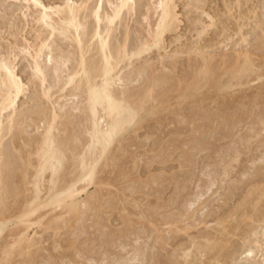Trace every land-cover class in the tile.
Listing matches in <instances>:
<instances>
[{
	"label": "rangeland",
	"instance_id": "obj_1",
	"mask_svg": "<svg viewBox=\"0 0 264 264\" xmlns=\"http://www.w3.org/2000/svg\"><path fill=\"white\" fill-rule=\"evenodd\" d=\"M36 1L37 2H35L34 0H0V64L3 61H8L7 63H10V66L13 69V72H14L16 79H19L21 86H22V89H21L20 93L18 94L17 99H15L16 108L14 106V108H8L6 112L4 110V111H2L3 113L2 112L0 113V117L2 116V118L0 119L1 125L4 126L3 129L6 128V132L4 130L3 131L4 133H2L5 135V136L3 135V139H2L3 142L2 143L6 144L5 145L6 149H8L10 147L14 148V147H16V145H14V144H18L17 148L12 149L13 151L10 149L11 150L10 152L12 154L9 153V155L11 154V156H12V157H10V159L12 158V161H13V156H14V161H15L14 167H15V169H18V170L14 169L15 172L14 171L13 172H14V174L15 173L16 174L15 175L11 174L10 175L11 178H8V181L4 180V183L6 184L7 189H8V193H5L6 194L5 200L6 201H4V204L1 203V205L3 204V205H5V207H2L3 205L2 206L0 205V207H1L0 214H1V212L4 213L3 215L2 214L0 215V264H151V263L156 264L157 261H160V260L162 262H158V264H160V263L161 264H171L170 262L175 263V260L181 261L180 258L182 256V252H179L180 254L178 253V255L174 256L175 255L174 252H176V250L179 248V246H181L182 244H185V243H186L185 245H190V240L192 239V235H193V239L195 237L198 238L200 230H201L200 231L201 233H204V232L207 233L206 229H204L205 226H206L208 232H210L211 230H212L211 232H214L213 229H211V228H213V226H215L214 220H211V221L207 220V222H206L207 225L202 224V223L199 224L203 227L198 225L199 229H197L198 227L192 228V226H191L192 223L190 221L191 219L188 216V213L190 212L189 210L194 207L191 203H193L192 198L194 197L193 194L195 193V191L196 190L198 191V189L200 191L203 187L205 188V186L208 185L206 183H211L214 179L217 178V176L220 172L219 167L221 166L220 165L221 161L214 160L213 162H215L217 164L216 165V164H213V162H211V160H213L215 158L216 159L219 158L221 160V157H225L227 155L226 153H234L232 151H235V149L238 150L239 146L245 147V148L241 147V150L237 151V152L241 151V153L243 155L240 153V156L241 155H242V157L244 156L245 159L243 158L244 160L242 161L241 160L242 158L240 157L241 162H240L239 167L233 168V173L231 175L232 178L230 177V179H232V181L229 178L227 180V183H229L230 181L232 182V183L231 182L229 183L230 185L231 184L233 185V186L231 185L232 190H233V187L235 186L234 190H233V192H232V190H230V191H227L226 189L224 190L225 192H228L226 194H228V195L230 194L229 196H231L233 193V195L231 196L232 198L230 197V199L233 201H236V203H233L231 200H229L228 201L229 204L227 203V205L221 206L222 202L220 201L221 200L220 195H221L222 191L219 190L216 192L217 194L215 193L212 195L211 192L210 193L208 192L206 194V192H204L205 189L203 188L204 191H203V189L201 190V191H203L201 193L202 194V196H201L202 200L205 198H208V196H210V195L212 198L213 197H215V198L213 199V203L211 204V203H209L212 201L211 200L212 198L210 197L211 201L210 200L208 201L209 205L205 206L204 207L205 209L202 208L198 211L197 217H199V218L196 217V219L198 221L202 220L204 218V215L207 214V213L205 214V212H215V213H213V215H216V212H217V214L220 212L219 216L220 215L225 216L232 210V209H230V207L234 208L235 210H237L236 208L238 207V211H236V212H239V211L241 212L242 206H240L241 207L240 208L239 205H240V203H242L243 198L247 194V191H249L251 186H252V184L249 185L247 183V182H249L248 180L250 178H251V180H253V179L254 180H260V177H261V180L264 179L263 178L264 169H262V166H260V165H263V167H264V158H263L264 157L263 156L264 149H262L264 147V140H263L264 134L261 135V138H263L262 139L263 142L259 137L260 134L259 135L257 134V131H259L260 133H264V132H262L264 129L261 131V128L260 127L258 128V126H257L259 124L255 125V123H257V122L259 123V120H262L264 118V116L262 118V115H264V112H263V110H264V107H263L264 106V102H263L264 97L261 96V94H264V92L262 91V90H264V88H263L264 85L262 86V84L264 82V78L263 79L260 78L258 80H255L256 82L252 81L255 83L251 82L250 83L251 88H248V95H249L248 98L251 99V101L254 98V100L258 101V104L254 108H252V113L254 116L252 115V113H251V115L254 117V120H253V121H255V122H253L254 124L253 123H252L253 125L249 124L250 126L246 125L249 127L248 128L249 131L245 126L242 128L243 130L241 129L240 131H238L239 133L244 135V137L243 136L242 137L237 136L236 134H238V132L234 133L237 138L234 137V135L231 136L230 135V134H232L231 132H234V131H232V129L230 130V128L228 127L231 123L227 124V126L226 125L223 126L224 124H222V127H223L222 128L221 123L219 122V120H220L219 119L216 125L221 127L220 130L222 129V131L219 132L218 129L216 128L215 133L217 131L219 132V133L218 132L216 133L217 136H216V134H214L215 137L217 138V140L213 139V138H215L214 136H213V138L210 136H205L202 138L201 136H203V135H201L200 133H199L200 137H198L199 135L196 134L197 135L196 137H198V139H196V137H194L193 133L191 132V122H190L191 117L189 116L192 114L195 107H197V105H198L197 103H200L199 101L202 102V99H205L204 97L207 95V88H206V86H204L205 81L202 80V77H199L200 76L199 71H201V69L204 68V65H203L204 61L205 62L209 61V63L206 62L208 68H209V64H210L212 66L211 68L213 69L212 71L217 73V74L221 71L220 69H221V66H222L221 64H222L223 60H227L229 57L234 56V54L236 57V54L241 52L243 49L247 50L249 52L253 51L254 54H256L255 56H257V57H258V55H260V58L258 57V59L256 58V60H261L263 62L261 57L262 56L264 57V50H262L261 52L259 51L261 54L260 53L257 54V52H258L257 49H259V47H257L256 52L254 50L256 48L255 46H258V44L260 43V42H258V41H260V39L257 41L255 40L256 33L258 35V36L256 35V39H258V37H261V35H262V34H260L261 32L258 33V29H257V27H255V25L257 26L261 22V27L264 28L263 27V25H264V22H263L264 17L263 16L264 15L262 13V12H264L263 11L264 0L263 1L260 0V2H259V0H256V1L255 0H249V1L245 0V2H244V0H241L240 1L241 4H245V5H241L240 7H239L240 2L239 3L236 2L237 0H227V1L226 0H204V1L202 0L203 3L201 0H197L198 3L196 2V0H170L171 2H169V5L172 4L171 5L173 7L172 12H174L173 18L175 17L173 23H176V24H174L175 27L173 26V29H172L174 31L171 30V32L168 31V32L164 33L162 36V41H161L163 43H160L158 48L152 47V49H150L146 53H143L139 57L140 59L142 57H144V59H143L144 61L141 59L142 60V62H141V60L138 57H133L131 59L132 62L134 63L136 61V58H137V62H135L134 64L132 63L135 66L134 69H136L137 72H138V70H139V72H141L140 70L143 68L142 72L144 74L141 72L143 75L140 73V77H139V72L137 73L132 68L133 65L130 64L131 63L130 60H129V62H128V60L121 62L118 65L115 74H112L115 79H116L117 75H120L119 77H121L122 74L124 75V76H122L124 78L121 77L122 78L121 84L119 81L117 82L116 80H115V82H113L114 84H112V89H111V90H113L112 94L114 95L116 93L117 98L122 93H124V95H126L125 93H128L129 95H131V96L126 95L125 97L130 98V100H133V101H129V102L131 104L136 105L137 109H135V112L137 115H136L135 120H138L139 123L134 128L132 126H125L126 127L125 130L122 133H120L118 136L115 137L114 142H112V144L107 149V151L105 153H103L102 155L100 153V149H98L99 151L95 150L94 156L93 155L92 156L86 155L87 160L89 162V163L87 162V165L88 164L89 165L94 164V168H97L94 170V175L92 176L93 179H91L89 181L88 180H82V179L80 180V178H81L80 175L83 173V169L81 170L80 166L78 165L79 159H76L77 158L76 152H77L78 147L80 148V144H81L79 141L82 139L85 140L84 134L86 135L84 128L87 124L86 121L88 120V118H87V115L84 114L85 113V111H84L85 110V102H84L85 101V99H84L85 98V95H84L85 92L83 91L82 86L78 87V88H80V91H77L78 89L75 90L77 87L75 88L74 84L72 86L65 84V82H67L66 80H68V77L71 74L70 71L72 72L73 70H75V68H78V63L80 61V55H79L80 52L78 50V46H77L76 41L74 40L73 35H70V37L68 38L69 40L73 41L71 43L67 38H64L60 34L58 35V33H55V32H59V31L56 30V31L51 33L49 27L47 25H45L43 22H40L39 18L41 19V14L46 9L45 12H48L49 14L48 13L47 14L50 16V18H52V21H51V19L47 20V22H48L47 24L55 25L57 23L58 26H56V25L55 26L57 28H59L60 27L59 25H60L61 14L56 13L54 15L55 9L59 8V10H62L66 4H73L74 6L76 5L75 7H77V5H78L77 8H79V13H81V14L78 13L79 16L77 17V19H79L78 20L79 22L82 21L81 24H83V22H84V24H83L84 30L81 29L82 33L81 32L80 33L83 35L82 36L83 39L89 38V40L87 39V43H86V39H84L85 42L83 41L84 42V51L86 50L88 52V54H87V52L85 51L84 54H87L88 56L84 55V59H85V63L87 62L89 65L90 64L92 65L95 62L100 63V60H101V53H100V50H99L98 45L96 43V38L91 39V34L94 33L96 28L98 31L100 30V32H104L106 27L110 28L109 30L111 31L110 34H111L112 38L109 36L110 38H108V44H112L115 42L114 44H112V45H114V47H111V49H110V50H113V48H114V50L112 51L113 55L115 54V49L125 45V41L127 39H131L132 43H134V45L130 42H129L130 43L129 44L128 43L129 40H127L126 41V47H127L126 50L129 49L128 50L129 52H133V51H135V48H134V47H136L135 45L138 44L139 39L141 37L142 38L140 39L141 40L140 42L145 41V40H143L144 36H145L144 39H146V40L151 39L150 35H153L154 32L156 31L155 28H157L156 26H157V24L159 22V18H160V9L157 7L158 0H132V2H134V3L131 2L132 7H134V8H132L133 11L130 10L131 12L130 11L127 12V10H125L126 8H124L122 10V12L120 13V15H121L120 19L118 18L120 22L116 19L115 20L116 22H114L112 24V26L115 24L114 27H111V26L109 27L108 23H105V22H107L106 17L110 16L112 14L111 11H112L113 6L115 4L118 5L120 0H111V1H108V0H36ZM168 1L169 0H167V2ZM99 2L101 3V5ZM234 2H236V3H234ZM251 2H253V3H251ZM38 3H40V4H38ZM96 3H98L99 5ZM223 3H224V6H223ZM227 3H229L231 9L227 5ZM255 3L256 4L258 3V4L256 5ZM84 4H86V6ZM189 4H193V5L190 6ZM225 5H226V8H225ZM260 5H261V8L263 7L262 10L260 8ZM81 6H83V7H81ZM195 6H198L199 9L198 10L195 9L196 8ZM248 6H250V7H248ZM80 7H81V9H80ZM98 7L101 9V10L99 9V12H100V17L102 16L101 21H100V23L102 25H100V23L97 25L95 22L94 16L90 15V14L93 15L92 12H94L96 9H98ZM201 7H202V9H201ZM85 8L87 10H84ZM210 8H213V9H210ZM228 8L231 11L229 13L232 15H228L229 14L227 12V11H229ZM256 8H258V10L260 11L259 13H261L262 15L257 14L258 10ZM93 9H94V11H93ZM255 9H256V11H254ZM53 10H54V12H53ZM200 10H202V12ZM209 10H210V12H209ZM85 11H86V13H85ZM203 11H204V13H203ZM83 12H84V14H83ZM239 12H242L243 17L240 16L242 14H240ZM236 13H239V15ZM250 13H251V15H250ZM85 14H87L86 17L88 20L84 16ZM88 14L91 18L88 17ZM246 14H248V15H246ZM256 14L259 15V17L261 16L262 18L260 17V19H257L258 16ZM227 15H228V17L229 16L230 17L229 18L227 17V19H226ZM237 15H238V18H240L241 20L237 18ZM244 15L246 17H249V20L250 19H253V20L249 21L248 18H246L247 20L245 19V21H244L243 20L245 18ZM231 16H233V17L231 18ZM234 16H236V17H234ZM254 16H256L255 17L256 20L254 19ZM59 17H60V19H59ZM82 17L86 20H84ZM209 17H210V19H209ZM104 18H106V19H104ZM175 19H176V21H175ZM218 19H220V20H218ZM261 19H263V20L261 21ZM221 20L223 21V24H222ZM259 20H260V22H259ZM256 21H258V22L256 23ZM50 22H52V23H50ZM85 22L88 24L86 25ZM246 22L248 23V25ZM250 22H251V25H250ZM253 22H255L254 25H253ZM93 23H94V25H93ZM89 24L93 25V27L89 26ZM240 24L242 26L244 25L243 26L244 28L243 27L241 28V32L245 33V34L244 33H241V34L244 37L247 36L248 38L247 37L246 38L249 40V41L247 40L249 43L246 42L243 45H241L243 48L240 46V42H239L240 37H237L238 35L241 36V34H238L239 30L237 29L239 26H241ZM95 25H96V28H95ZM87 26L89 28L90 27H92V28L86 29ZM99 26H101V27H99ZM249 26H250V28H249ZM230 27L232 28L231 30H229ZM108 28H106V30ZM85 30H87V31H85ZM89 30H92V31H89ZM195 30H197V31H195ZM253 30L255 33L252 32ZM126 31L128 33H126ZM130 31H131L132 36L129 37ZM112 32H114V33L112 34ZM149 32L150 33L152 32V33L150 34ZM137 33H138V36H136ZM252 33H254L255 35H253ZM142 34H143V36L139 37V35H142ZM259 34H260V36H259ZM113 35H115V36L113 37ZM60 36L63 37L64 39H67L68 41L63 40V38H60ZM149 36H150V38H149ZM116 37H118V38H116ZM126 37H128V38H126ZM146 37H148V38H146ZM252 37H253V39H252ZM236 38H239V40ZM110 39L112 40V43H111ZM117 39H118V41H116ZM135 39H136V41H135ZM92 40H94L93 41L94 43H92ZM90 42H91V45H90ZM117 42H118V44H117ZM127 43L129 45H127ZM252 43L254 45L256 43L257 45H255V46L251 45ZM41 44H46L47 47H45L42 50V53L40 54V57L38 58L39 60H37L39 67L40 68L42 67L41 70L43 72L42 76H40L38 78L36 76L37 74L33 71L34 69H32V68H34L33 67L34 66L33 55H34L35 49H37ZM93 44L95 47L93 46ZM247 44L250 47L247 46ZM130 45L132 48L130 47ZM202 45H203V47H202ZM128 47H130V48H128ZM237 47H239V48L241 47V48L239 49ZM109 48H110V46H109ZM236 48H237V50H236ZM252 48H254V49H252ZM73 49H74V51H73ZM77 51H78V54H77ZM262 52H263V54H262ZM70 53L72 56L70 55ZM92 53H93V55H92ZM96 54H97V56H95ZM224 54H226V55H224ZM254 54H252V57L254 56ZM235 57H232L233 60ZM7 58H8V60H7ZM46 58L48 59V62H47ZM49 58H50V60H49ZM72 58H74L75 60ZM232 58H229L228 60H230V59L232 60ZM253 58L255 59V57H253ZM87 60H89V61H87ZM92 60H94V62ZM215 61H216V63H215ZM72 62L74 64H72ZM90 62H92V63H90ZM161 62H162V64H161ZM168 63H169V65H168ZM61 64H63V65H61ZM121 64L123 65V67L120 66ZM125 65H126L127 69L125 68ZM120 67H121V70H120ZM163 68H164V70H163ZM217 68H219V70ZM69 69H70V71H69ZM56 70H58V72ZM117 70H120V71L117 72ZM133 71H135V72H133ZM209 71L212 72L210 68H209ZM0 73L3 74V71L0 70ZM68 73H70V74H68ZM1 74H0V79H2L3 75H4L3 74L1 76ZM130 74L132 75L131 77H129ZM196 74H197V76H196ZM56 76H58L57 79H56ZM41 77L43 79L45 78V80H43V82L41 81V79H42ZM135 77H136V80H135ZM195 77L197 78V80ZM218 78H219V76H218ZM218 78L215 77L217 83L218 82L220 84L222 82L224 83L222 77H220L221 79L219 78V80H218ZM79 79H80V76L77 78V82ZM125 79H127V80H125ZM194 79L196 80V82L194 81ZM128 80H130V81H128ZM154 80H156L155 83L153 82ZM122 81H125V82H122ZM55 82H56L57 86L55 85ZM116 83L117 84L119 83V84L117 85ZM115 84H116V86H115ZM152 84L153 85L155 84L154 85L155 87L153 86V88H152ZM254 84L255 85L258 84L259 86L261 85L260 89L263 93L260 92V90L258 91L259 88H256ZM41 85L42 86L44 85L43 86L44 88ZM119 85H122V86L126 85V86L122 87ZM182 85L183 86L184 85L190 86L191 91L189 89H188L189 91H187V89L184 88L185 86L183 87ZM199 85H203L204 87L203 86L200 87ZM64 86H65V88H64ZM188 86H186V87L188 88ZM116 87H118V88H116ZM150 87H151L152 92L154 93V95L152 93V98H151L152 101L151 102H149L151 99L150 100L149 99H145V100L143 99L144 94L146 93V91ZM202 87L205 89H203ZM252 87H254L256 89H252ZM81 88H82V90H81ZM44 89L46 91H48L47 92L48 98L45 96L46 92L44 91ZM114 89L117 91H119V90L120 91L117 92ZM184 89L186 92L184 91ZM3 90H5V89L0 87V92H1L0 95L1 96L4 95L5 91H3ZM121 90H122V92H121ZM74 91H76L78 93L75 92V95H74ZM173 91L175 93H172ZM177 91H182V92L176 93ZM249 91L252 94L251 93L249 94ZM255 91H257V92H255ZM79 92L80 93L83 92L84 94L81 93L79 95ZM167 93H169V94L167 95ZM140 95H142V96H140ZM1 96H0V99H1ZM77 96H78V98H77ZM81 96H83V98H81ZM158 96H160V97H158ZM43 97H45V98H43ZM157 97L160 99L157 100ZM261 97H262V99H261ZM46 99H48V100H46ZM78 99L82 103H80ZM155 99L157 100V102L162 101L163 102L162 105L164 107L162 108V105H161V109L158 112H156L155 114L151 115V113H150L151 110H154V106L157 105V103L154 102ZM184 99L185 100L188 99V100L183 102ZM138 100H139V104H138ZM57 101L59 103L60 108L58 106V103H56ZM78 102L80 103V105ZM133 102H135V103H133ZM142 102H144V104H142ZM147 102H149V103H147ZM153 102H154V104H153ZM164 102H166V103H164ZM192 102L193 103L196 102V105H195V103L193 104ZM72 103H73V106H72ZM74 103L76 106L74 105ZM150 103H151V105H147ZM65 104H66V106H63ZM260 105H262V106H260ZM79 106H80V108L83 107L84 110L81 108L82 110L79 111L80 110ZM139 106H140L141 110H138ZM62 107H64V108L66 107V108L63 109ZM67 107L68 108L72 107L73 111H72V108H70L71 110H68ZM192 107H194V108L192 109ZM257 107H258L259 111H261V108H263L262 112H260L262 114L258 115V116H257V113L259 111L257 110ZM75 108H77V109H75ZM35 109L38 111L37 114L34 113V112H36ZM52 109H55V110L57 109V111H55V110L53 111ZM66 109L68 112H66ZM190 110H192V111H190ZM39 111H40V114L41 113L42 114L44 113L45 115L47 114V116H49V118L52 117L51 115L53 113H55V115L58 113V115L56 116V119H55L56 123L54 121V124H53V125H55V127H53V130H54V128L56 129L53 133L55 135L57 143L59 141L61 146L64 147V149L65 148L67 149V146H69V148L67 150L68 152L65 151L66 152L65 156L68 159H66V158H65L66 160L64 159L63 166H62L63 170H60L61 172H59V174H58V175H60L63 173L62 175H60L58 177V179H64V180H55V188L53 190H52L53 182L51 183V180H49L50 179L49 178V176H50L49 171H47L48 173L47 172L45 173V175H44L45 178L43 177V180H39V182L36 186V189L33 186L35 183L34 182L35 180H27V181L26 180H19V178H21L20 175L22 174L21 171H22L24 166L22 167V162H23L22 159H21L22 161L21 160L17 161V160L19 158H21V156L23 157L22 153L25 151H23V152L21 151V153H19L20 151H19L18 146L21 145L20 149L22 150V143L20 141L24 139V136H26L27 139L29 138L31 140H33L35 138L33 141L38 140L37 139L38 138L37 136L39 134L38 132H42V130H41L42 122L40 120L42 114L40 115ZM70 111H71V113H70ZM200 111L203 112V110H201V109H200ZM254 111L256 112V114ZM190 112H191V114H189ZM5 113L6 114L8 113V114L6 115ZM80 113H83V115ZM38 114L40 115V117L38 116ZM100 114H102V113H100ZM19 115L25 116V117L22 118ZM75 115H76V117H75ZM85 115H86L87 119L85 118ZM149 115H151V116H149ZM154 115H156V116H154ZM18 116L21 118H19ZM255 116L257 118H255ZM36 117L40 118V119H37ZM64 117H65V119H64ZM258 117H259V120H257V122H256V119H258ZM25 118L26 119L28 118V119L26 120ZM19 119H21V120L19 121ZM33 119L37 120V124H38L37 126H39L40 129L36 130V128H38V127H36V125H34V124H36L35 123L36 121H33L34 123H32ZM83 119L85 121H83ZM6 120H8V121H6ZM12 120H14V123H12L13 122ZM81 120L83 121L82 123H81ZM21 121L23 123H26V125H23V123ZM201 121L202 120H199L198 123L199 122L201 123ZM208 121H205V122H208ZM2 122H3V124H2ZM6 123H7V125H6L7 127L5 126ZM10 123H11V125H10ZM77 123H78V125H77ZM83 123H85V125ZM75 124L77 125L78 128L76 127ZM9 125L10 126L14 125L17 127H14V128L11 127V131L8 133L7 128L9 127ZM251 125L254 128L253 132L255 131L254 133H256L254 135L251 131L252 128L250 129ZM226 127L228 130L227 132L225 131ZM18 128L20 129V131ZM12 129H13V132H12ZM135 129H137V130H135ZM223 129H225V130H223ZM57 130L60 131V132L58 131L59 134H58ZM63 130H64V132H63ZM245 130H247L246 131L247 133L248 132L250 133V134L248 133L250 135L249 137H247L248 134L245 133ZM17 131H18V133H21V132L24 133V135L22 133L17 135ZM223 131H225V133H223ZM11 132L15 133V135L14 134L12 135ZM243 132H244V134H243ZM226 133H227L228 137L229 136L231 137V140L229 137V139H228L229 142H226L227 141L226 140L227 138H226L225 143H224V141L222 142L219 140V138H220L219 136H220V134L226 135ZM19 135L20 136L22 135V136L19 137ZM251 135H253V136L251 137ZM207 137L209 138V140ZM232 137H233V139H232ZM17 138H20L21 140L20 139L18 140ZM206 138H207V140H205ZM247 138H250V140L252 141V142L250 141V143L252 145L247 141L248 140ZM253 138H254V141H253ZM70 139L71 140L74 139V142H73V140H72V142L71 141L69 142ZM195 139L197 140L196 142L199 143V144L198 143L197 144L200 147H198L197 144L195 143ZM211 139L214 140L215 142L214 141L212 142ZM24 140H26V138ZM76 140L78 141L77 144H76ZM84 140H82L81 142H83ZM204 140H205V144H207V143L210 144L212 142V145L210 144L211 146L210 145L207 146V145L203 144ZM236 140L237 141L239 140L237 143L238 145L241 143L238 147H237V144L232 142V141H236ZM206 141H207V143H206ZM11 142H12V144H11ZM16 142H18V143H16ZM19 142H20V144H19ZM67 142H69V144ZM247 142H248V145H246ZM253 142H255L256 144H253ZM8 143L11 144V146ZM213 143H214V145L216 144V146H218V147H221V145H223L222 149L224 148V146H225V148L233 146L232 148H234V149H232V151H231V148H227L226 149L227 152H226L225 150L223 151L221 148H220L221 150H219L218 147L216 149V146H215V150H217V151H215ZM232 143H234V145H232ZM258 143H260L261 148H260V145ZM63 144H64V146H63ZM200 144L205 146V148L203 146H201ZM217 144H219V145L221 144V145L219 146ZM7 145L10 147H8ZM245 145L247 146V148ZM234 146L237 148H235ZM249 146H251L252 148L255 146L254 147L255 149L253 148L254 149L253 150ZM70 147H72L71 148L72 150L70 149ZM74 147H75L74 150H75L76 155H74L75 156L74 158H70L69 155L71 157H73L72 152H74L73 151ZM193 147H195V148H193ZM197 147H198V149L204 148L205 151H204V149L203 150L200 149L202 151V154H201L200 150H198ZM208 147H209V149L207 151ZM29 148H30L29 152L35 153V150L32 151L31 147H29ZM193 149H196V150H193ZM243 149L245 151H243ZM247 149H250V150H247ZM197 150L199 151V153L196 155V157L198 159L195 157ZM213 150H214V152H213ZM8 151H9V149H8ZM17 151H19L18 155H16ZM194 151H195V153H194ZM203 151H204V153H203ZM211 151L213 152L212 154H211ZM221 151H222V154H221ZM246 151H247V153H246ZM250 151L251 152L255 151V152H254V154H253V152L251 154H249ZM244 152L246 154H248L247 158H246V155ZM259 152L261 155H258ZM34 153L30 154L31 155L30 158H34L33 161H32V159H30L31 163L33 165H35V163H34L35 154ZM208 153H210V155ZM223 153H224V155H223ZM192 154H194L193 156L195 157L193 159H192V157H193ZM252 154L254 157L252 156ZM211 155L212 156L216 155V156L211 157ZM217 155L218 156L220 155V156L218 157ZM17 156L19 158H17ZM105 156H106V158H105ZM198 156H200V157H198ZM206 156H208V157H206ZM249 156H250V158H248ZM98 157H100V158H98ZM104 158H105V160H104ZM200 158H202V160ZM259 158H263V159H259ZM15 159H17V160H15ZM72 159L77 160L78 162L77 161L71 162ZM207 159H208V161H207ZM247 159H248V166H245V165H247ZM250 159H251V161H250ZM192 160L194 163L192 162ZM198 160H200V161H198ZM209 160L211 162L210 166L206 165L209 162ZM258 160H259V162H258ZM205 161H207V162H205ZM260 161H261V163H260ZM262 161H263V163H262ZM19 162H21V163H19ZM202 162L204 164L206 163L205 164L206 168L209 171H211V170L213 171V169H211L212 168L211 166L214 165L213 168H214V170H216L217 174L215 172H213V173L216 175V177L214 176L213 173H211L212 171L206 172L205 170H203V169H205V165ZM251 162L256 163L257 165L256 164L251 165ZM192 163L194 166H192ZM197 163H199V164L202 163L203 166H202V164H200V165L198 164L196 166ZM242 164L243 165L245 164V165L243 166ZM76 166H78V167H76ZM200 166L202 167L201 170H199L201 168ZM256 166H259V168L261 167L260 168L261 170L258 168L261 173L259 172V170L255 169ZM252 167H254V168H252ZM197 168L199 171L197 170ZM242 168L244 170L246 168L247 171L242 170ZM30 169L32 170V168H30ZM86 169L88 170L89 168H86ZM217 169H218V172H217ZM236 169H238L239 173H236V171H237ZM250 169H253V170H250ZM249 170H250L249 173L251 175L250 178L248 177L249 173H246ZM30 171H29V174H30ZM255 171L258 173H256ZM72 172H74V176H71V175H73ZM208 172L210 173V176L212 174V176L214 178L212 176L210 177ZM251 172H253V173H251ZM262 172H263V174H262ZM241 173H243V176H244V174L246 175V176H244V178L242 176L243 180H245L244 183L242 182L243 181L242 178H240L242 175ZM236 174H240V177H239V175H237V179H236ZM193 175H194V177L199 178L200 181L197 178V180H198L197 184H199V185H197L196 183L195 184L192 183V180H193L192 176ZM254 175L256 178L253 177ZM18 176H20V177H18ZM62 176H64V177H62ZM69 176L72 178V180H70L71 178H69ZM208 176L213 180L212 181L208 180L207 179ZM73 177H74V179H73ZM205 177H206V179H205ZM238 177L240 178V181H241L240 183H239V181L236 182V180H239ZM246 177L248 178V180ZM233 178L235 180H233ZM24 181H25L26 185L23 183ZM205 181H206V183H205ZM233 181L235 183H238L239 185H241V184L242 185L237 187L236 184H233ZM62 182H63V184H61ZM203 182H204V185H201V183H203ZM263 182L264 181L258 183L260 187H261V185L262 186L264 185ZM227 183H224L223 185H225V184L229 185ZM246 184H247V186H246ZM24 185H25V187H23ZM56 185H58V186H56ZM37 187H38V190H37ZM192 187H193V189H192ZM26 188H27V190H26ZM68 188H69V190H67ZM28 189H29V191H28ZM62 189L63 190L66 189L67 191H70L71 193H74L75 195L72 198H68V196L66 195V198L64 200L65 203L57 206L55 203H53V201H55L56 194H59ZM213 189H215V186L213 187ZM243 189H245V190H243ZM36 190L38 192H36ZM237 190L240 192H238ZM244 191H246V193ZM218 192H219V194H218ZM13 193H15V194H13ZM67 193H69V192H67ZM237 193H240V194L237 195ZM234 194H235V196L236 195L237 196L235 197ZM242 195H244L243 198L241 197ZM13 196H14V198H13ZM24 196H25V198H24ZM233 196H234L235 200L233 199ZM26 198L28 200H26ZM218 198H219V200H218ZM236 198L238 200H241V199L242 200L239 202L238 200H236ZM49 200H51V202ZM216 200H218V201H216ZM41 202L43 203V205ZM82 203H84V204H82ZM65 205L68 206L69 210ZM69 205L72 208H76V210L73 211ZM229 205H230V207H229ZM236 205H237V207H236ZM218 206L222 207V208L220 207L222 214H221V211H219ZM36 207H38V208H36ZM189 207H190V209H189ZM224 207H225V209L228 207L226 209L227 212L224 209ZM5 208L7 210H5ZM22 208L24 209V211ZM239 208H240V210H239ZM263 209H264V206H263ZM263 209H262V211H263ZM29 210H30V213H29ZM235 210H232V211L234 212ZM232 211H231V213H232ZM259 211L261 212L262 215L264 214L261 210H258L259 215H260ZM201 212H202V214H201ZM262 215H260V216H262ZM1 216H2V218H1ZM197 220H195V224H196ZM237 221H238V223L240 221V223L243 224V225L239 224L240 230L238 228L239 231L237 230V232L238 233L243 232L241 230V228L246 226V224L243 223L242 218H240V217L237 218ZM209 223H210V225H209ZM211 225H213V226L211 227ZM240 226H243V227H240ZM195 229H197V231ZM243 229L245 230L244 232H246L248 230V227L246 226ZM263 229H264V227H263ZM202 230H203V232H202ZM148 233H149V235L151 234V236H149L150 239H148V237H147ZM238 233H237V235L239 237H240V235L243 234V233H239V234ZM156 235L162 236L163 237V238L161 237L162 240H159L157 242L156 241L157 239H156L154 241L153 239H155L154 237ZM18 236H22V237L18 238ZM170 237H171V239H170ZM189 238H190V240H189ZM235 238H237V236H235ZM175 239H176V241H175ZM234 239H232L233 240L232 244L234 246V247L232 246V248L235 250V253H233L234 250L232 248L227 249V251H229V252H227L228 254L226 253V251H224V253H225L224 257L226 258L225 260L226 261L229 260L230 262H232V263H230L227 261L226 263H230V264H234L235 263L234 261H237L238 259H239L238 261L240 262V259L244 257V254H242V256L238 255L239 252L241 253V251L236 252V250L241 249L244 246V245L240 244L242 239H240V238L239 239L237 238L235 240ZM263 239H264V237H263ZM198 240L201 241L203 239H201V240L198 239ZM145 241H146V243H144ZM235 241H237L238 243ZM161 242H163L164 244L167 243V244H165L166 250L161 249V247H163L162 246L163 243L161 244ZM187 242L189 244H187ZM147 243H149L151 245L148 248L149 250L145 251L144 248L146 246L145 244H147ZM157 243H158V245H160L159 246L160 248L158 247V245H155ZM242 243H243V240H242ZM237 244H240V246H238ZM262 244L264 245V240L262 241ZM226 245L228 246L230 244H226ZM53 246H55V247H53ZM166 246H168V247H166ZM232 250H233V252H232ZM144 251H145V253H144ZM178 251L179 250H177V252ZM189 251H192L191 246L189 247ZM189 251H187V252H189ZM150 252L151 253L153 252L154 255L152 254V256H151ZM160 252L163 254H161ZM147 253H148L149 257L146 256L147 258H145V255ZM260 254L261 253H258L257 255H255V257L256 256L257 257L256 258L254 257V259H255L254 261H258L259 264H264L263 262H261L263 257L261 258L259 256ZM233 255H235V256L238 255L237 258H235L236 260H232L235 257V256L233 257ZM239 256H241V257H239ZM150 257L151 258L154 257L153 260L151 259V261H150ZM155 258H156V260H155ZM227 258H229V259H227ZM200 259H202V261H205V264H211L212 262H215V261L207 262V261H209V259L205 260V257L204 258L202 257ZM217 263L220 264L219 262L216 261V264ZM201 264H203V262ZM212 264H215V263H212Z\"/></svg>",
	"mask_w": 264,
	"mask_h": 264
},
{
	"label": "bare ground",
	"instance_id": "obj_2",
	"mask_svg": "<svg viewBox=\"0 0 264 264\" xmlns=\"http://www.w3.org/2000/svg\"><path fill=\"white\" fill-rule=\"evenodd\" d=\"M35 2H37L36 0H34ZM108 1H111V0H108ZM202 1V0H201ZM204 1V0H203ZM203 1H202V3H203ZM227 1V0H226ZM241 0H237L236 2H240ZM249 1V0H248ZM256 1V0H255ZM263 1V0H262ZM132 0H120V2H119V4L118 5H112L113 6V8H112V14L110 15V16H107L106 18H107V22H105V23H108V26L110 27H114L115 26V24L112 26V24L114 23V22H116L115 20L117 19L118 21H119V19H120V13L122 12V10L124 9V8H126L125 10H127V12L128 11H130V10H132L133 11V9L132 8H134V7H132V3H134V2H132ZM169 2H171L170 0L167 2V0H158V3H157V7L160 9V18H159V22H158V24H157V28H155L156 29V31L154 32V34L153 35H150L151 36V39H148V40H146V39H144V37H143V40H145V41H143V42H140L141 40V38L139 39V42H138V44L137 45H135L136 47H134L135 48V51H133V52H129L128 50H126V41L127 40H129L128 41V43L130 42V43H132V40L131 39H127L126 41H125V45H123V46H121V47H119V48H116L115 49V54L113 55V53H112V51L114 50V48H113V50H110L111 49V47H114V45H112V44H114V43H112V40H111V43L112 44H108V38H112V36H111V34H110V28H108V27H106V28H108L107 30H106V28H105V30H104V32H100V30L98 31L97 30V28H96V25H95V28H96V30L94 31V33L93 34H91V39H95L96 38V43H97V45H98V48H99V50H100V53H101V60H100V63H94V64H88L87 62V64L85 63V59H84V55H86V56H88L87 54H88V52H87V54H84L85 53V51H84V42H85V40L84 39H86V43H87V39L89 40V38H82V32H81V29L82 30H84V27H83V24H84V22H83V24H81V22H79L78 20L79 19H77V17L79 16L78 15V13H79V8H77L78 7V5H77V7H75L73 4H66L64 7H63V9L62 10H59V8H57V9H55V13H54V15L56 14V13H59V14H61V19H60V17H59V19H60V27L59 28H57L56 26H58V24L56 23H54L55 25H51V24H47L48 22H47V20H49V19H51V21H52V18H50V16L48 15L49 13L48 12H45L46 11V9H45V11H43V13L41 14V19L39 18V21L40 22H43L45 25H47L48 27H49V29H50V31H51V33L52 32H54V31H59V32H55V33H58V35L60 34L61 36H63L64 38H69L70 37V35H73V37H74V40L76 41V43H77V46H78V50H79V55H80V61H79V63H78V68H75V70H73L72 72L70 71V69H69V71H70V73H68V74H70V76L68 77V80H66L67 82H65V84H67V85H70V86H72L73 84L75 85V90H77V91H80V88H78V87H80V86H82L83 87V91L85 92V94L83 93V92H81V93H83L84 95H85V110L83 109V107H81L84 111H85V113L84 114H86L87 115V118H88V120L86 121L87 122V124H86V126H85V133H86V135L84 134V137H85V140L84 139H82V140H84L83 142H81L82 140H80L79 142L81 143H79L80 144V148L78 147V149H77V158L76 159H79V162L77 161V160H74V159H72L71 160V162H74V161H77L79 164V166H80V168H81V170L83 169V173L80 175L81 176V178H80V180L82 179V180H91V179H93L92 178V176L94 175V170L95 169H97V168H94V164H92V165H87V162H88V160H87V157H86V155H95L94 154V152H95V150L97 151L98 149H100V153H101V155L103 154V153H105L106 151H107V149L110 147V145L112 144V142H114V139H115V137L116 136H118L120 133H122L124 130H125V126H132L133 128L139 123V121L138 120H135V118H136V112H135V109H137V107H136V105H134V104H131L129 101H133V100H130V98H126L125 96L126 95H129L128 93H125L126 95H124V93H122L120 96H118V98H117V95H116V93L113 95L112 94V92H113V90H111L112 89V84H114L113 82H115V80L118 82H120V84H121V79L122 78H124V77H122V76H124L123 74H122V78L121 77H119L120 75H117L116 76V79L113 77V75L112 74H115V72H116V69H117V67H118V65L121 63V62H123V61H126V60H128V62H129V60L131 61V63L130 64H132L133 62H132V58L133 57H140L143 53H146L147 51H149L150 49H152V47H157L158 48V46L160 45V43H163V42H161L162 41V36H163V34L164 33H166V32H168V31H170L171 32V30L173 29V26H174V24H176V23H173V21H174V18H173V13L174 12H172V9H173V7L171 6V5H169ZM186 2V1H185ZM196 2H197V0H196ZM200 2V1H199ZM225 2V1H224ZM236 2H234V3H236ZM244 2H245V0H244ZM247 2V1H246ZM259 2H260V0H259ZM258 2V3H259ZM100 3V2H99ZM198 3V2H197ZM233 3V4H234ZM248 3V2H247ZM246 3V4H247ZM251 3H253V2H251ZM250 3V4H251ZM257 3V4H258ZM38 4H40V3H38ZM96 4H98V3H96ZM231 4V3H230ZM240 4V5H239ZM238 5H239V7L241 6V5H245V4H241V2L239 3ZM256 4V3H255ZM256 4V5H257ZM83 5V4H82ZM85 6H86V4H84ZM99 5V4H98ZM100 5H101V3H100ZM135 5V4H134ZM190 6L191 5H193V4H189ZM227 5L229 6V8H230V5H229V3H227ZM236 5V4H235ZM234 5V6H235ZM199 6V5H198ZM198 6H195L196 8L195 9H199V7ZM204 6V5H203ZM223 6H224V3H223ZM253 6V5H252ZM251 6V7H252ZM81 7H83V6H81ZM81 7H80V9H81ZM236 7V6H235ZM244 7V6H243ZM248 7H250V6H248ZM263 7H264V5H263ZM262 7V8H263ZM93 8V7H92ZM192 8V7H191ZM225 8H226V5H225ZM229 8H228V10H229ZM260 8H261V5H260ZM262 8H261V10H262ZM61 9V8H60ZM99 7H98V9H96L95 11H94V9H93V11L94 12H92L93 13V15L92 14H90L91 16H94V18H95V22H96V24L98 25L99 23H100V21H101V17H100V12H99ZM201 9H202V7H201ZM210 9H213V8H210ZM217 9V8H216ZM231 9V8H230ZM238 9V8H237ZM257 10H258V8H256ZM256 9L254 10V11H256ZM44 10V9H43ZM84 10H87L86 8L84 9ZM101 10V9H100ZM247 10V9H246ZM249 10V9H248ZM92 11V10H91ZM201 12H202V10H200ZM216 11V10H215ZM219 11V10H218ZM239 11V10H238ZM241 11V10H240ZM263 11H264V8H263ZM53 12H54V10H53ZM82 12V11H81ZM90 12V11H89ZM131 12V11H130ZM209 12H210V10H209ZM228 13L229 12H231L230 10L229 11H227ZM235 12V11H234ZM251 12V11H250ZM258 13L257 14H261V13H259L260 11L258 10L257 11ZM48 13V14H47ZM85 13H86V11H85ZM125 13V12H124ZM203 13H204V11H203ZM233 13V12H232ZM240 14H242V12H239ZM239 13H236V14H238L239 15ZM244 13V12H243ZM254 13V12H253ZM263 13V15H264V12H262ZM52 14V13H51ZM79 14H81V13H79ZM83 14H84V12H83ZM131 14V13H130ZM227 14V13H226ZM249 14V13H248ZM248 14H246V15H248ZM256 14V15H257ZM86 15L87 14H85L84 16L86 17ZM128 15V14H127ZM216 15V14H215ZM219 15V14H218ZM228 15H232V14H228ZM228 15L226 16V19H227V17H228ZM234 15V14H233ZM238 15H237V18H238ZM250 15H251V13H250ZM262 15V14H261ZM208 16V15H207ZM241 17H243V14L242 15H240ZM239 16V17H240ZM258 16V18L257 19H260V17H259V15H257ZM88 17H90L89 16V14H88ZM194 17V16H193ZM220 17V16H219ZM218 17V18H219ZM230 17V16H229ZM228 17V18H229ZM233 16H231V18H232ZM234 17H236V16H234ZM244 21H245V19L246 18H248V20H249V17H246L245 15H244ZM252 17V16H251ZM255 17L256 16H254V19H255ZM264 17V16H263ZM83 18V17H82ZM81 18V19H82ZM91 18V17H90ZM106 18H104V19H106ZM119 18V19H118ZM197 18V17H196ZM262 18V17H261ZM84 19V18H83ZM86 19H87V17H86ZM86 19H84V20H86ZM123 19V18H122ZM177 19V18H176ZM176 19H175V21H176ZM209 19H210V17H209ZM238 19H240V18H238ZM83 20V21H84ZM88 20V19H87ZM197 20V19H196ZM218 20H220V19H218ZM235 20V19H234ZM233 20V21H234ZM241 20V19H240ZM239 20V21H240ZM242 20V21H243ZM247 20V19H246ZM250 20H253V19H250ZM249 20V21H250ZM256 20V19H255ZM263 19H261V21H262ZM55 21V20H54ZM90 21V20H89ZM103 21V20H102ZM122 21V20H121ZM222 21V20H221ZM227 21V20H226ZM88 22V21H87ZM120 22V21H119ZM241 22V21H240ZM239 22V23H240ZM258 21H256V23H257ZM259 22H260V20H259ZM263 22H264V20H263ZM262 22V23H263ZM50 23H52V22H50ZM89 23V22H88ZM88 23H86L85 22V24L87 25ZM193 23V22H192ZM217 23V22H216ZM221 23V22H220ZM229 23V22H228ZM247 23V22H246ZM245 23V24H246ZM254 23L255 22H253V25H254ZM91 24V23H90ZM89 24V26H92L93 27V25H94V23H93V25H90ZM222 24H223V21H222ZM237 24V23H236ZM85 25V26H86ZM100 25H102L101 23H100ZM233 25V24H232ZM241 25V24H240ZM247 25H248V23H247ZM250 25H251V22H250ZM177 26V25H176ZM210 26V25H209ZM218 26V25H217ZM226 26V25H225ZM229 26V25H228ZM238 26V25H237ZM244 26V25H243ZM242 25L241 26H239L237 29L239 30V33L238 34H241V33H244V32H241V28L243 27ZM246 26V25H245ZM92 27H86V29L87 28H89V29H91ZM99 27H101V26H99ZM103 27V26H102ZM175 27V26H174ZM193 27V26H192ZM213 27V26H212ZM222 27V26H221ZM234 27V26H233ZM253 27V26H252ZM255 27H257V29H258V33L259 32H261L260 34H262L261 35V37H258V39H256V35H257V33H256V35L254 34L255 32H254V30L252 31V32H254V33H252L253 35H255V40L257 41V40H259L260 39V41H258V42H260L259 44H258V46H255V45H257L256 43H255V45L252 43L251 45H254L253 47L255 48V52H256V49H257V47H259V49H257V54L258 53H260L262 50H264V28H262L261 27V22L259 23V25H255ZM254 27V28H255ZM263 27H264V25H263ZM226 28V27H225ZM229 28V27H228ZM244 28V27H243ZM249 28H250V26H249ZM128 29V28H127ZM126 29V30H127ZM195 29V28H194ZM216 29V28H215ZM218 29V28H217ZM224 29V28H223ZM232 28L230 27V29L229 30H231ZM234 29V28H233ZM253 29V28H252ZM263 29V30H262ZM80 30V31H79ZM94 30V29H93ZM102 30V29H101ZM112 30V29H111ZM237 30V31H238ZM248 30V29H247ZM85 31H87V30H85ZM89 31H92V30H89ZM88 31V32H89ZM172 31H174V30H172ZM195 31H197V30H195ZM222 31V30H221ZM236 31V30H235ZM81 32V33H80ZM169 32V33H170ZM219 32V31H218ZM228 32V31H227ZM54 33V34H55ZM84 33V32H83ZM86 33V32H85ZM92 33V32H91ZM114 32H112V34H113ZM126 33H128L127 31H126ZM150 33V32H149ZM152 33V32H151ZM150 33V34H151ZM225 33V32H224ZM232 33V32H231ZM90 34V33H89ZM148 34V33H147ZM201 34V33H200ZM235 34V33H234ZM245 34V33H244ZM249 34V33H248ZM251 34V35H252ZM260 34H259V36H260ZM129 35V34H128ZM197 35V34H196ZM199 35V34H198ZM217 35V34H216ZM224 35V34H223ZM226 35V34H225ZM55 36V35H54ZM57 36V35H56ZM60 36V38H63V37H61ZM85 36V35H84ZM110 36V37H109ZM115 35H113V37H114ZM127 36V35H126ZM130 36H132L131 35V31H130V35H129V37ZM136 36H138V33L136 34ZM140 36H143V34L142 35H139V37ZM147 36V35H146ZM150 36H149V38H150ZM258 36V35H257ZM59 37V36H58ZM237 37H240V46L241 45H243L244 43H246V42H248L249 40L247 39L248 37L247 36H243L242 34H241V36L240 35H238ZM247 37V38H246ZM254 37V36H253ZM253 37H252V39H253ZM63 38V40H65V41H68L67 39H64ZM72 38V37H71ZM116 38H118V37H116ZM126 38H128V37H126ZM134 38V37H133ZM146 38H148V37H146ZM164 38V37H163ZM251 38V37H250ZM114 39V38H113ZM123 39V38H122ZM137 39V40H138ZM236 39H238L239 40V38H236ZM225 40V39H224ZM232 40V39H231ZM248 40V41H247ZM71 43L73 42V41H71V40H69ZM84 41V42H83ZM94 40H92V43H94L93 42ZM116 41H118V39L116 40ZM120 41V40H119ZM135 41H136V39H135ZM221 41V40H220ZM238 42V41H237ZM252 42V41H251ZM250 42V43H251ZM58 43V42H57ZM89 43V42H88ZM127 43V45H129ZM249 43V42H248ZM117 44H118V42H117ZM133 45H134V43H132ZM131 44V45H132ZM229 44V43H228ZM239 44V43H238ZM237 44V45H238ZM75 45V44H74ZM90 45H91V42H90ZM131 45H130V47H131ZM93 46H94V44H93ZM92 46V47H93ZM109 46H110V48H109ZM163 46V45H162ZM247 46H249L248 44H247ZM45 47H47V45L46 44H41L37 49H35V51H34V55H33V63H34V68H32V69H34L33 71L37 74H35L38 78L40 77V76H42V70H41V68L39 67V64H38V62H37V60H39L38 58L40 57V54L42 53V50L45 48ZM60 47V46H59ZM91 47V46H90ZM95 47V46H94ZM130 47H128V48H130ZM202 47H203V45H202ZM242 47V46H241ZM240 47V48H241ZM250 47V46H249ZM58 48V47H57ZM76 48V47H75ZM132 48V47H131ZM226 48V47H225ZM237 48H239V47H237ZM237 48H236V50H237ZM239 48V49H240ZM243 48V47H242ZM254 48H252V49H254ZM86 49V48H85ZM91 49V48H90ZM89 49V50H90ZM248 49V48H247ZM97 50V49H96ZM201 50V49H200ZM251 50V49H250ZM29 51V50H28ZM73 51H74V49H73ZM94 51V50H93ZM131 51V50H130ZM203 51V50H202ZM260 51V52H259ZM26 52V51H25ZM76 52V51H75ZM95 52V51H94ZM200 52V51H199ZM238 52V51H237ZM251 52V53H250ZM247 51V50H242L241 52H239V53H237L236 54V57H235V54H234V56H231V57H229V58H232V57H235L234 58V60H233V58H232V60L230 59V60H221L222 61V66H221V71L217 74V73H215V72H213L212 70V66L209 64V68L211 69V71L212 72H210L209 71V68H208V66H207V63H209V61H204L203 62V65H204V68L203 69H201V71H199V73H200V76L199 77H202V80L203 81H205V85L204 86H206V88H207V95L204 97L205 99H202V102L201 101H199L200 103H197L198 105H197V107H195V109H194V111L192 112V114H191V112L189 113V114H191V115H189L191 118V120H190V122H191V132L193 133V135H194V137H196L197 135L196 134H198L199 135V133L201 134V135H203V136H201L202 138L203 137H205V136H210V137H212L213 138V136L215 137V135L214 134H216L218 131L219 132H221L222 131V129L220 130V128L222 127V124H224L223 126H227V124H230L228 127L230 128V130L232 129V131H234V132H231L232 134H230L231 136L232 135H234V137H236L235 136V134L234 133H237L238 131H240L244 126L248 129L249 127L248 126H246V125H249V124H252L253 122H255V121H253L254 120V115H253V113H252V108H254L257 104H258V101H256V100H254V98L252 99V101H251V99H249L248 97H249V95H248V88H251V86H250V83L252 82V81H255V80H258V79H260V78H264V57L262 56L261 58H262V60H263V62L261 61V60H256V58L258 59V57L260 58V55H258V57L257 56H255L256 54H254V52L253 51ZM253 52V53H252ZM74 53V52H73ZM90 53V52H89ZM75 54V53H74ZM77 54H78V51H77ZM91 54V53H90ZM252 54H254V56L253 57H255V59L252 57ZM261 54V53H260ZM262 54H263V52H262ZM31 55V54H30ZM49 55V54H48ZM47 55V56H48ZM70 55H71V53H70ZM76 55V54H75ZM92 55H93V53H92ZM175 55V54H174ZM224 55H226V54H224ZM72 56V55H71ZM95 56H97V54L95 55ZM144 56V55H143ZM229 56V55H228ZM93 57V56H92ZM176 57V56H175ZM227 57V56H226ZM95 58V57H94ZM47 59V58H46ZM70 59V58H69ZM72 59H74V58H72ZM99 59V58H98ZM140 59V58H139ZM142 60L144 59V57H142L141 58ZM140 59V60H141ZM170 59V58H169ZM205 59V58H204ZM7 60H8V58H7ZM49 60H50V58H49ZM57 60V59H56ZM75 60V59H74ZM73 60V61H74ZM135 60V59H134ZM142 60H141V62H142ZM207 60V59H206ZM2 61V60H1ZM58 61V60H57ZM68 61V60H67ZM71 61V60H70ZM87 61H89V60H87ZM93 62H94V60H92ZM144 61V60H143ZM162 61V60H161ZM8 61H3V62H1V64H0V70H2L3 71V74H1V76L3 75V78L2 79H0V87L1 88H3V89H5V90H3V91H5L4 92V95H0L1 96V99H0V113L2 112V111H4L5 110V112L7 111V109L8 108H14V106H15V99H17V96H18V94L20 93V91H21V89H22V86H21V83H20V81H19V79H16V77H15V75H14V72H13V69L11 68V66H10V63H7ZM47 62H48V59H47ZM46 62V63H47ZM75 62V61H74ZM135 62H137V58H136V61ZM134 62V63H135ZM213 62V61H212ZM90 63H92V62H90ZM133 63V64H134ZM144 63V62H143ZM164 63V62H163ZM215 63H216V61H215ZM51 64V63H50ZM72 64H74L73 62H72ZM71 64V65H72ZM132 64V65H133ZM142 64V63H141ZM147 64V63H146ZM160 64V63H159ZM161 64H162V62H161ZM12 65V64H11ZM55 65V64H54ZM61 65H63V64H61ZM129 65V64H128ZM138 65V64H137ZM148 65V64H147ZM168 65H169V63H168ZM167 65V66H168ZM171 65V64H170ZM58 66V65H57ZM120 66H122L123 67V65L121 64ZM140 66V65H139ZM138 66V67H139ZM214 66V65H213ZM137 67V66H136ZM147 67V66H146ZM145 67V68H146ZM151 67V66H150ZM170 67V66H169ZM190 67V66H189ZM216 67V66H215ZM57 68V67H56ZM55 68V69H56ZM74 68V67H73ZM72 68V69H73ZM125 68H126V65H125ZM133 69L135 68V66L133 65V67H132ZM131 68V69H132ZM141 68V67H140ZM168 68V67H167ZM31 69V70H32ZM119 69V68H118ZM127 69V68H126ZM132 69V70H133ZM154 69V68H153ZM218 70H219V68H217ZM120 70H121V67H120ZM120 70H117V72L118 71H120ZM136 72H137V70L136 69H134ZM146 70V69H145ZM144 70V71H145ZM163 70H164V68H163ZM57 72H58V70H56ZM135 71H133V72H135ZM141 72L143 71V68L140 70ZM56 72V73H57ZM66 72V71H65ZM114 72V73H113ZM138 72H139V70H138ZM137 72V73H138ZM141 72H139V77H140V73ZM55 73V74H56ZM123 73V72H122ZM128 73V72H127ZM143 73V72H142ZM141 73V74H142ZM195 73V72H194ZM33 74V75H34ZM54 74V73H53ZM62 74V73H61ZM67 74V75H68ZM81 74V75H80ZM134 74V73H133ZM144 74V73H143ZM142 74V75H143ZM44 76V75H43ZM80 76V79L78 80V82H77V78ZM132 75L130 74V76L129 77H131ZM135 76V75H134ZM137 76V75H136ZM168 76V75H167ZM196 76H197V74H196ZM218 76H219V78L220 77H222V79H223V81H224V83L222 84H220L219 82L217 83L216 82V79H215V77H217L218 78ZM57 77L58 76H56V79H57ZM42 78V77H41ZM54 78V77H53ZM67 78V77H66ZM128 78V77H127ZM134 78V77H133ZM144 78V77H143ZM157 78V77H156ZM196 78V77H195ZM219 78H218V80H219ZM55 79V80H56ZM98 79V80H97ZM140 79V78H139ZM146 79V78H145ZM148 79V78H147ZM221 79V78H220ZM43 80H45V78L43 79H41V81L43 82ZM59 80V79H58ZM125 80H127V79H125ZM131 80V79H130ZM130 80H128V81H130ZM135 80H136V77H135ZM134 80V81H135ZM157 80V79H156ZM156 80H154L153 82L155 83V81ZM196 80H197V78H196ZM196 80L194 79V81L196 82ZM201 80V81H202ZM217 80V81H218ZM39 81V80H38ZM127 81V82H128ZM202 81V82H203ZM122 82H125V81H122ZM152 82V81H151ZM152 82V83H153ZM160 82V81H159ZM174 82V81H173ZM193 82V81H192ZM194 82V83H195ZM256 82V81H255ZM255 82H252V83H255ZM258 82V81H257ZM262 82V81H261ZM41 83V82H40ZM45 83V82H44ZM58 83V82H57ZM130 83V82H129ZM42 84V83H41ZM117 84V83H116ZM116 84H115V86H116ZM119 84V83H118ZM117 84V85H118ZM187 84V83H186ZM202 84V83H201ZM260 84V83H259ZM53 85V84H52ZM55 85H56V82H55ZM130 85V84H129ZM155 85V84H154ZM153 84H152V88H153V86H154ZM174 85V84H173ZM193 85V84H192ZM198 85V84H197ZM255 85V84H254ZM253 85V86H254ZM264 85V82H263V84H262V86ZM42 86V85H41ZM44 86V85H43ZM42 86V87H43ZM54 86V85H53ZM57 86V85H56ZM119 86H122V85H119ZM124 86V85H123ZM122 86V87H123ZM126 86V85H125ZM124 86V87H125ZM157 86V85H156ZM183 86V85H182ZM181 86V87H182ZM185 86V85H184ZM183 86V87H184ZM186 86H188V85H186ZM184 87V88H186L187 89V91H189L190 90V86H188V88L187 87ZM200 87L201 86H203V85H199ZM198 86V87H199ZM203 86V87H204ZM155 87V86H154ZM202 87V88H203ZM255 87L256 88H259L258 89V91L260 90V92H264V90H262L261 91V85L259 86L258 84H256L255 85ZM44 88V87H43ZM64 88H65V86H64ZM116 88H118V87H116ZM134 88V87H133ZM256 88H254V87H252V89H256ZM263 88H264V86H263ZM122 89V88H121ZM124 89V88H123ZM132 89V88H131ZM158 89V88H157ZM177 89V88H176ZM183 89V88H182ZM189 89V90H188ZM196 89V88H195ZM203 89H205V88H203ZM81 90H82V88H81ZM115 90V89H114ZM119 90V89H118ZM125 90V89H124ZM154 90V89H153ZM181 90V89H180ZM202 90V89H201ZM200 90V91H201ZM2 91V90H1ZM43 91V90H42ZM44 91L46 92L45 93V96L48 98V95H47V92L48 91H46L45 89H44ZM115 91H117V90H115ZM120 91V90H119ZM119 91H117V92H119ZM172 91V90H171ZM176 91V90H175ZM184 91H185V89H184ZM191 91V90H190ZM199 91V90H198ZM23 92V91H22ZM63 92V91H62ZM75 92L76 91H74V95H75ZM121 92H122V90H121ZM178 92H182V91H177L176 93H178ZM186 92V91H185ZM184 92V93H185ZM255 92H257V91H255ZM262 92V93H263ZM1 93V92H0ZM43 93V92H42ZM69 93V92H68ZM72 93V92H71ZM76 93H78V92H76ZM80 92H79V95L81 94ZM152 90H151V87L146 91V93L144 94V100L145 99H151L152 98ZM172 93H175L174 91L172 92ZM191 93V92H190ZM251 92L249 91V94H250ZM169 93H167V95H168ZM252 94V93H251ZM73 95V96H74ZM116 95V96H115ZM153 95H154V93H153ZM162 95V94H161ZM70 96V95H69ZM129 96H131V95H129ZM128 96V97H129ZM140 96H142V95H140ZM156 96V95H155ZM258 96V95H257ZM261 96H263L264 97V94H261ZM75 97V96H74ZM158 97H160V96H158ZM157 97V100H159L160 98H158ZM168 97V96H167ZM43 98H45V97H43ZM77 98H78V96H77ZM81 98H83V96H81ZM80 98V99H81ZM190 98V97H189ZM51 99V98H50ZM76 99V98H75ZM142 99V98H141ZM166 99V98H165ZM168 99V98H167ZM248 99V100H247ZM257 99V98H256ZM259 99V98H258ZM261 99H262V97H261ZM46 100H48V99H46ZM52 100V99H51ZM79 100V99H78ZM140 100V99H139ZM139 100H138V104H139ZM157 100L155 99V101L154 102H156L157 103V105H155L154 106V110H151V115L152 114H155L156 112H158L160 109H161V105H162V101L161 102H157ZM186 100H188V99H186ZM185 99L183 100V102L184 101H186ZM50 101V100H49ZM152 101V99L149 101V102H151ZM181 101V100H180ZM262 101V100H261ZM54 102V101H53ZM79 102H80V100H79ZM78 102V103H79ZM146 102V101H145ZM149 102H147V103H149ZM154 102H153V104H154ZM177 102V101H176ZM264 102V101H263ZM49 103V102H48ZM56 103H58V101L56 102ZM80 103H82V102H80ZM80 103H79V105H80ZM133 103H135V102H133ZM141 103V102H140ZM164 103H166V102H164ZM193 103V102H192ZM195 103V105H196V102H194ZM193 103V104H194ZM261 103V102H260ZM71 104V103H70ZM137 104V105H138ZM142 104H144V102H142ZM141 104V105H142ZM152 104V105H153ZM47 105V104H46ZM74 105H75V103H74ZM83 105V104H82ZM147 105H151V103L150 104H147ZM194 105V106H195ZM263 105V104H262ZM262 105H260V106H262ZM58 106H59V103H58ZM63 106H66V104L65 105H63ZM70 106V105H69ZM72 106H73V103H72ZM76 106V105H75ZM143 106V105H142ZM145 106V105H144ZM148 107V106H147ZM146 107V108H147ZM164 106L162 105V108H163ZM202 107V108H201ZM264 107V106H263ZM15 108H16V106H15ZM59 108H60V106H59ZM63 109H65L64 107H62ZM61 108V109H62ZM70 108H72V107H67V109L68 110H71ZM79 108H80V106H79ZM80 108V110L79 111H81L82 109ZM140 108V106L138 107V110H141V108ZM149 108V107H148ZM194 107H192V109H193ZM204 108V109H203ZM38 109V108H37ZM49 109V108H48ZM67 109H66V112H68L67 111ZM75 109H77V108H75ZM151 109V108H150ZM153 109V108H152ZM200 109L201 110H203V112L202 111H200ZM260 109V108H259ZM262 109L263 108H261V111H259L258 110V107H257V110L259 111H257L258 113H257V116L258 115H261L262 113H260V112H262ZM17 110V109H16ZM32 110V109H31ZM53 111L55 110V109H52ZM256 110V109H255ZM14 111V110H13ZM12 111V112H13ZM27 111V110H26ZM35 111L36 112H34V113H36L37 114V110L35 109ZM52 111V112H53ZM55 111H57V109L55 110ZM72 111H73V108H72ZM77 111V110H76ZM83 111V112H84ZM190 111H192V110H190ZM51 112V113H52ZM255 112V111H254ZM263 112H264V110H263ZM3 113V112H2ZM16 113V112H15ZM33 113V112H32ZM31 113V114H32ZM70 113H71V111H70ZM73 113V112H72ZM100 113H102V114H100ZM251 113H252V115H251ZM6 114V113H5ZM8 114V113H7ZM6 114V115H7ZM39 114H40V111H39ZM38 114V116L40 117V115L42 114H40L39 115ZM64 114V113H63ZM68 114V113H67ZM80 114H82L83 115V113H80ZM255 114H256V112H255ZM2 115V114H1ZM13 115V114H12ZM29 115V114H28ZM49 115V114H48ZM58 115V113L55 115V113H53L51 116V118H49V116H47V114L45 115L44 113L41 115V119L40 118H37V119H40L41 120V122H42V128H41V130H42V132H38L39 134H38V140H36V141H33V140H31V139H27V137L26 136H24V139L26 138V140H21L20 138H17L18 140L20 139L21 141V143H22V150L20 149V146H18L19 147V151H17L16 152V155H18V152L19 153H21V151L23 152V151H25V152H23L22 153V155H23V157L21 156V158H19L18 156H17V158H19L18 160L17 159H15V160H17V161H20L21 159L23 160V162H22V167H23V169H22V174L20 175L21 176V178H19V180H35L34 182V187H35V189H36V186H37V184H38V182H39V180H43V177L45 178V173L47 172V171H49L50 172V176H49V180H51V183L53 182V184H52V190L55 188V180H64V179H58V177L60 176V175H62V174H60V175H58L59 174V172H61L60 170H63L62 169V166H63V162H64V159L66 158V156H65V154H66V152L65 151H67L68 150V148H69V146H67V149L65 148L64 149V147H62L61 146V144H60V142L58 141V143H57V141H56V138H55V135H54V131L56 130L55 128H54V130H53V127H55V125H53L54 124V121H55V119H56V116ZM86 115H85V118H86ZM143 115V114H142ZM148 115V114H147ZM151 115H149V116H151ZM19 116H21V115H19ZM18 116V117H19ZM30 116V115H29ZM154 116H156V115H154ZM263 116L264 115H262V118H263ZM22 118H24L25 116H21ZM21 117H19V118H21ZM60 117V116H59ZM75 117H76V115H75ZM260 117V116H259ZM259 117H258V119H256V122H257V120H259ZM2 118V116L0 117V119ZM11 118V117H10ZM16 118V117H15ZM33 118V117H32ZM35 118V119H36ZM84 118V119H85ZM86 118V119H87ZM255 118H257L256 116H255ZM14 119V118H13ZM26 119V118H25ZM28 119V118H27ZM26 119V120H27ZM35 119H33L32 120V123H34L33 121H36L35 123L36 124H34V125H36V127H38V128H36V130H38V129H40L39 128V126H37L38 124H37V120H35ZM64 119H65V117H64ZM82 119V118H81ZM83 119V121H85ZM221 121H220V120ZM261 119V118H260ZM9 120V119H8ZM8 120H6V121H8ZM15 120V119H14ZM14 120H12L11 122L12 123H14ZM21 119H19V121H20ZM39 120V121H40ZM199 120H202L201 121V123L199 122L198 123V121ZM209 120V121H208ZM218 120H219V122L221 123V127H219V126H217L216 124H217V122H218ZM82 120H81V123L83 122ZM205 121H208V122H205ZM16 122V121H15ZM22 122V121H21ZM26 122V121H25ZM23 123V122H22ZM55 123H56V121H55ZM2 124H3V122H2ZM9 124V123H8ZM19 124V123H18ZM84 125H85V123H83ZM254 124V123H253ZM252 124V125H253ZM256 124H259V125H257L258 126V128L260 127L261 128V131L264 129V118L262 119V120H259V123L257 122V123H255V125ZM7 125V123L5 124V126ZM10 125H11V123H10ZM9 125V127L7 128V131H8V133L11 131V127L12 128H14V127H17V126H14V125H12V126H10ZM20 125V124H19ZM23 125H26V123H23ZM76 125V124H75ZM74 125V126H75ZM77 125H78V123H77ZM77 125H76V127H77ZM220 125V124H219ZM252 125H251V127H250V129H251V131H252V133H253V135L254 134H256V133H254L253 132V130H254V128L252 127ZM22 126V125H21ZM250 126V125H249ZM256 126V127H257ZM3 127L4 126H2L1 125V121H0V205H1V203H3L4 204V201H6L5 200V196H6V194L5 193H8V189H7V186H6V184L4 183V180L6 181H8V178H11L10 177V175L11 174H14V169H15V167H14V156H13V161H12V158L10 159V157H12L11 156V150L12 149H14V148H17V145L18 144H14V145H16V147H14V148H12V147H10L11 146V144H12V142H11V144H9L10 146H8V147H10V148H8L9 149V151H8V149H6L5 147V145L6 144H3L2 142V139H3V135L4 134H2V133H4L3 131L5 130V132H6V128H4L3 129ZM7 127V126H6ZM84 127V126H83ZM139 127V126H138ZM219 127V128H218ZM78 128V127H77ZM142 128V127H141ZM216 128L218 129V131L215 133V131H216ZM223 128V127H222ZM228 128V129H229ZM17 129V128H16ZM19 129V128H18ZM24 129V128H23ZM26 129V128H25ZM134 130V129H133ZM135 130H137V129H135ZM223 130H225V129H223ZM243 130V129H242ZM260 130V129H259ZM19 131H20V129H19ZM22 131V130H21ZM27 131V130H26ZM59 130H57V132H58ZM226 132L228 131L227 130V127H226V130H225ZM225 131H223V133H225ZM247 130H245V133L246 134H248L247 132H246ZM248 131H249V129H248ZM250 131V132H251ZM12 132H13V129H12ZM11 132V134L13 135H15V133H12ZM60 132V131H59ZM59 132H58V134H59ZM63 132H64V130H63ZM66 132V131H65ZM218 132V133H219ZM262 132H264V130L262 131ZM22 133V132H21ZM21 133H18V131H17V135L18 134H21ZM56 133V132H55ZM84 133V132H83ZM230 133V132H229ZM10 134V135H11ZM23 135H24V133H22ZM61 134V133H60ZM82 134V133H81ZM131 134V133H130ZM239 134V135H238ZM238 134H236L237 136H243L244 137V135H242L241 133H239L238 132ZM241 134V135H240ZM243 134H244V132H243ZM245 134V135H246ZM250 134V133H249ZM247 135V137H249L250 135ZM257 134L259 135L260 134V139L262 140L263 138H261V135L262 134H264V133H260L259 131H257ZM11 135V136H12ZM68 135V134H67ZM253 135H251V137L253 136ZM5 136V135H4ZM22 136V135H21ZM20 135H19V137H21ZM36 136V135H35ZM60 136V135H59ZM216 136H217V134H216ZM219 136V135H218ZM226 136V137H225ZM257 136V135H256ZM8 137V136H7ZM14 137V136H13ZM16 137V136H15ZM57 137V136H56ZM62 137V136H61ZM60 137V138H61ZM64 137V136H63ZM124 137V136H123ZM198 137H200V135L198 136ZM198 137H196V139H198ZM220 138H219V140L220 141H224V143H225V139L227 140L226 142H229L228 141V139H229V137H228V135H227V133H226V135L225 134H220V136H219ZM240 137V138H241ZM11 138V137H10ZM23 138V137H22ZM83 138V137H82ZM208 138V137H207ZM207 138L205 139V140H207ZM216 138V137H215ZM215 138H213L214 140H217V138L215 139ZM237 138V137H236ZM239 138V139H240ZM246 138V137H245ZM13 139V138H12ZM75 139V138H74ZM74 139H72L73 140V142H74ZM195 139V143L197 144L198 142H196L197 140ZM232 139H233V137H232ZM242 139V138H241ZM240 139V140H241ZM248 140V142L250 143V138H247ZM259 139V138H258ZM6 140V139H5ZM10 140V139H9ZM63 140V139H62ZM72 140L70 139L69 140V142L71 141L72 142ZM205 140H204V142H203V144H205ZM208 140H209V138H208ZM212 140V139H211ZM214 140H212V142L214 141ZM230 140H231V137H230ZM246 140V139H245ZM264 140V139H263ZM263 140H262V142H263ZM23 141V142H22ZM194 141V140H193ZM219 141V142H220ZM239 141V140H238ZM238 141L236 140V141H232V142H234L235 144H237L238 143ZM244 141V140H243ZM253 141H254V138H253ZM8 142V141H7ZM20 142H19V144H20ZM69 142H67L68 144H69ZM122 142V141H121ZM211 142V141H210ZM212 142L210 143L211 145H212ZM215 142V141H214ZM218 142V141H217ZM221 142V143H222ZM231 142V141H230ZM248 142L246 143V145H248ZM252 142V141H251ZM16 143H18V142H16ZM78 143V141L76 140V144ZM194 143V144H195ZM206 143H207V141H206ZM234 143H232V145H234ZM244 143V142H243ZM60 144V145H59ZM65 144V143H64ZM64 144H63V146H64ZM75 144V143H74ZM126 144V143H125ZM199 144V143H198ZM197 144V146L198 147H200L199 145ZM202 144V143H201ZM200 144V145H201ZM209 143H207V144H205V145H210ZM241 144V143H240ZM239 144V145H240ZM251 144V143H250ZM249 144V145H250ZM253 144H256L255 142H253ZM259 145H260V143H258ZM73 145V144H72ZM210 145V146H211ZM213 145H214V143H213ZM217 145H219V144H217ZM221 145V144H220ZM219 145V146H220ZM238 144H237V147L239 146ZM245 145V146H246ZM252 145V144H251ZM263 145V144H262ZM13 146V145H12ZM74 146V145H73ZM72 146V147H73ZM201 146H203V145H201ZM206 146V147H207ZM209 146V147H210ZM215 146H216V144L214 145V150H215ZM222 146L223 145H221V147H218V146H216V149H217V147H218V149L219 150H221L222 149ZM231 146V145H230ZM256 146V145H255ZM254 146V147H255ZM29 147H31V150L32 151H34L35 150V153L34 152H29L30 150V148ZM72 147H70V149L72 148ZM196 147V146H195ZM195 147H193V148H195ZM198 147H197V149H198ZM204 148H205V146H203ZM209 147L207 148V151H208V149H209ZM233 146H231V147H226L225 148V146H224V148L222 149L223 151L225 150L226 151V149L227 148H231V151H232V149H234V148H232ZM235 147V146H234ZM237 147H235V148H237ZM242 147V146H241ZM241 147L239 146L238 147V150H241ZM244 147V146H243ZM242 147V148H243ZM249 147H251V146H249ZM253 147V148H254ZM34 148V149H33ZM204 148H199L198 150H203ZM213 148V147H212ZM221 148V149H220ZM240 148V149H239ZM245 148V147H244ZM246 148H247V146H246ZM252 148V147H251ZM252 148V149H253ZM257 148V147H256ZM260 148H261V145H260ZM6 149V150H5ZM11 149V150H10ZM75 147L73 148V151L74 152H72V156L73 157H71L70 155H69V157L70 158H74L75 156L74 155H76L75 154ZM251 149V150H252ZM255 149V148H254ZM253 149V150H254ZM262 149H264V147L262 148ZM17 150V149H16ZM72 150V149H71ZM193 150H196V149H193ZM197 150V152H196V154H195V157H196V155L199 153V151ZM200 150V153L202 154V151ZM211 150V149H210ZM214 150H213V152H214ZM229 150V149H228ZM238 150H236L235 149V151H232V152H234V153H226L225 155V157H221V160L218 158V159H213V160H211V162H213L214 160H219V161H221V168L219 167V174H218V176H217V180L216 179H211L210 177L212 176V174H211V176H210V173L209 172H211V171H209V170H207V168H206V165H209L210 166V160H209V162L205 165L203 162V164L205 165V169H203V170H205L206 172L207 171H209L208 172V174H209V176L207 177V179L208 180H213L211 183H206V181H205V183L206 184H208V185H206L205 186V191H204V189H203V191L204 192H206V194L209 192H211V194L213 195V194H215L217 191H219V190H221L222 192H221V202H222V204H221V206H224V205H227V203L229 204V200H231L230 199V197L233 195V193H232V195L231 196H229L228 194H226V193H228V192H225L224 190L226 189L227 191H230V190H232V186L229 184L231 181H232V179H230V177L232 178V173H233V168H235V167H239V165H240V159L243 161L245 158H244V156L242 157V153H241V151H239V152H237ZM247 150H250V149H247ZM13 151V150H12ZM70 151V150H69ZM99 151V150H98ZM204 151H205V149H204ZM204 151H203V153H204ZM215 151H217V150H215ZM230 151V150H229ZM228 151V152H229ZM230 151V152H231ZM243 151H245L244 149H243ZM262 151V150H261ZM260 151V152H261ZM68 152V151H67ZM212 151H211V154L213 153ZM227 152V151H226ZM253 152V151H252ZM251 151H250V153L249 154H251L252 153ZM255 152V151H254ZM254 152H253V154H254ZM260 152L258 153V155H261L260 154ZM9 153H11L10 155H9ZM32 153H34L35 154V161H34V163H35V165H33L32 163H31V160L30 159H32V161L34 160V158H30V154H32ZM70 153V152H69ZM110 153V152H109ZM194 153H195V151H194ZM218 153V152H217ZM240 153L242 154L241 156H240ZM245 153V152H244ZM246 153H247V151H246ZM245 153V155H246V158H247V155L248 154H246ZM68 154V153H67ZM209 155H210V153H208ZM215 154V153H214ZM221 154H222V151H221ZM220 154V155H221ZM253 154H252V156H253ZM14 155V154H13ZM194 154H192V156H193ZM206 155V154H205ZM219 155V156H220ZM223 155H224V153H223ZM257 155V154H256ZM255 155V156H256ZM20 156V155H19ZM33 156V155H32ZM109 156V155H108ZM202 156V155H201ZM216 155H214V156H212L211 155V157H215ZM218 156V155H217ZM218 156V157H219ZM222 156V155H221ZM263 156H264V154H263ZM96 157V156H95ZM194 156L192 157V159L193 158H195ZM198 157H200V156H198ZM206 157H208V156H206ZM241 157V158H240ZM254 157V156H253ZM16 158V157H15ZM92 158V157H91ZM98 158H100V157H98ZM105 158H106V156H105ZM105 158H104V160H105ZM191 158V157H190ZM197 158V157H196ZM244 158V159H243ZM248 158H250V156L248 157ZM258 158V157H257ZM256 158V159H257ZM264 158V157H263ZM263 158H259V159H263ZM66 159H68V158H66ZM65 159V160H66ZM93 159V158H92ZM91 159V160H92ZM97 159V158H96ZM198 159V158H197ZM196 159V160H197ZM201 160H202V158H200ZM209 159V158H208ZM208 159H207V161H208ZM255 159V158H254ZM21 160V161H22ZM98 160V159H97ZM195 160V159H194ZM205 160V159H204ZM90 161V160H89ZM198 161H200V160H198ZM207 161H205V162H207ZM250 161H251V159H250ZM93 162V161H92ZM192 162H193V160H192ZM258 162H259V160H258ZM19 163H21V162H19ZM89 163V162H88ZM194 163V162H193ZM193 163H192V166H194L193 165ZM196 163V162H195ZM202 163H200V164H202ZM246 163V162H245ZM250 163V162H249ZM260 163H261V161H260ZM262 163H263V161H262ZM74 164V163H73ZM199 163H197L196 164V166L198 165ZM199 164V165H200ZM203 164H202V166H203ZM213 164H216L215 162H213ZM252 164H256V163H253V162H251V165ZM77 165V164H76ZM212 165V164H211ZM217 165V164H216ZM243 165V164H242ZM245 165V164H244ZM243 165V166H244ZM253 165V166H254ZM257 165V164H256ZM21 166V165H20ZM195 166V167H196ZM213 166L214 165H212L211 167V169H213V171L211 172V173H213V172H215L216 173V170H214V168H213ZM219 166V165H218ZM245 166H248V159H247V165H245ZM250 166V165H249ZM260 166H262V169H264V167H263V165H260ZM21 167V168H22ZM76 167H78V166H76ZM194 167V168H195ZM201 167V166H200ZM241 167V166H240ZM255 167V166H254ZM254 167H252V168H254ZM30 168H32V170L30 169ZM86 168H89L88 170L86 169ZM259 168V166H256V168L255 169H257V170H259L258 169ZM65 169V168H64ZM202 169V167L199 169V170H201ZM209 169V168H208ZM249 169V168H248ZM15 170H18V169H15ZM31 170V171H30ZM66 170V169H65ZM80 170V169H79ZM193 170V169H192ZM196 170V169H195ZM197 170H198V168H197ZM198 170V171H199ZM237 171H236V173H239L238 172V169H236ZM242 170H244L243 168H242ZM245 170L247 171V169L245 168ZM244 170V171H245ZM250 170H253V169H250ZM250 170L248 171V172H246V173H249L250 172ZM256 170V171H257ZM261 170V169H260ZM260 170H259V172H260ZM14 171V172H13ZM29 171H30V174H29ZM72 171V170H71ZM235 171V170H234ZM241 171V170H240ZM255 171V172H256ZM77 172V171H76ZM217 172H218V169H217ZM242 172V171H241ZM20 173V172H19ZM48 173V172H47ZM70 173V172H69ZM251 173H253V172H251ZM256 173H258V172H256ZM261 173V172H260ZM259 173V174H260ZM16 174V173H15ZM14 174V175H15ZM72 174L73 175H71V176H74V172H72ZM78 174V173H77ZM214 174V173H213ZM217 174V173H216ZM242 175H241V177H240V174H236V179H237V175H239V177L240 178H242V176H243V173H241ZM258 174V175H259ZM262 174H263V172H262ZM195 175V174H194ZM194 175L192 176L193 177V180H192V183L193 184H197V181L199 180V178H198V180H197V178L196 177H194ZM261 175V174H260ZM20 176H18V177H20ZM76 176V175H75ZM203 176V175H202ZM214 176L216 177V175L214 174ZM244 176H246L245 174H244ZM244 176H243V178H244ZM250 173H249V178H250ZM62 177H64V176H62ZM66 177V176H65ZM213 177V176H212ZM238 177V179L239 180H236V182H238L239 181V183L241 182L240 181V178ZM253 177H255V175L253 176ZM252 177V178H253ZM258 177V176H257ZM32 178V179H31ZM69 178H71L70 176H69ZM68 178V179H69ZM214 178V177H213ZM228 178L231 180L229 183H227V180H228ZM243 178H242V180H243ZM247 178V177H246ZM256 178V177H255ZM263 178H264V176H263ZM73 179H74V177H73ZM205 179H206V177H205ZM47 180V179H46ZM45 180V181H46ZM70 180H72V178L70 179ZM233 180H235L234 178H233ZM247 180H248V178H247ZM200 181V180H199ZM244 181L245 180H243L242 182L244 183ZM249 182H247L249 185H251L252 184V186H251V188H250V190L249 191H247V194L245 195V197H244V195H242L241 197L243 198V201H242V203H240V205H239V207L240 206H242V208H241V212L239 211V212H236V211H238V207H237V205H236V209L237 210H235L234 208H231L230 207V205H229V207H230V209H232V210H235L234 212L232 211V213H231V211L227 214V215H225V216H219V213L217 214V212H216V215H213V213H215V212H205V214L206 215H204V218L202 219V220H197L196 219V217H197V213H198V211L200 210V209H202V208H204L205 206H207V205H209V203H213V199L215 198V197H211V195L210 196H208V198H205V199H203L202 200V198H201V196H202V192L203 191H199V189H198V191L196 190L195 191V193L193 194L194 195V197L192 198L193 200H192V202L193 203H191L194 207L193 208H191L190 209V207H189V213H188V216H189V218L191 219L190 221H191V223H192V228H195V227H198V225L199 224H206V222H207V220H209V221H211V220H214L215 221V226H213V225H211V227L213 226V228H211V229H213V231L214 232H208L207 231V228H206V226L204 227V229H206V232L207 233H201L200 231H199V235H198V238L197 237H195L194 239H193V235H192V239L190 240V238H189V240H190V245H185V244H182L181 246H179V248L177 249V250H179L178 252H177V250H176V252H174L175 253V255L174 256H176V255H178V253L179 252H182V256H181V261H179V260H175V263H173V262H170L171 264H201L202 262H203V264H205V261H202V259H200V258H204L205 257V260H208L209 259V261H207V262H212V261H215V262H212V263H215L216 264V261L217 262H219L220 264H230V263H232V262H230L229 260H227L228 262H230V263H226L227 261L225 260L226 258L224 257V251H226V253L227 252H229V251H227V249H229V248H232V246H233V240L232 239H234L235 238V236H237V238L239 239H242L243 240V243H242V240H241V245H244L241 249H238V250H236V252H238V251H241V253L239 252V254L238 255H241L242 256V254H244V257L243 258H241L240 259V262L237 260V261H234L235 263L234 264H259V262L258 261H254L255 259H254V257H255V255H257L258 253H261L259 256L262 258L263 257V259H262V261L261 262H263L264 263V245L262 244V241L264 240L263 239V237H264V229H263V225H264V214L262 215L261 214V212H260V215H262V216H260L259 214H258V210H261L262 211V209H263V206H264V185L262 186L261 185V187L259 186V184L258 183H260V182H262V181H264V179L263 180H261V177H260V180H251V178L248 180ZM42 182V181H41ZM12 183V182H11ZM25 185H26V183H25V181L23 182ZM58 183V182H57ZM224 183H227V184H229V185H223ZM232 183V182H231ZM264 183V182H263ZM8 184V183H7ZM16 184V183H15ZM61 184H63V182L61 183ZM233 184H236V186L238 187V186H241V185H239L238 183H235L234 181H233ZM238 184V185H237ZM25 185L23 186V187H25ZM197 185H199V184H197ZM196 185V186H197ZM201 185H204V182L203 183H201ZM16 186V185H15ZM31 186V185H30ZM50 186V185H49ZM56 186H58V185H56ZM195 186V187H196ZM215 186V189H213V187ZM246 186H247V184H246ZM63 187V186H62ZM194 187V186H193ZM193 187H192V189H193ZM200 187V186H199ZM235 187V186H234ZM234 187H233V190H234ZM9 188V187H8ZM22 188V187H21ZM28 188V187H27ZM27 188H26V190H27ZM240 188V187H239ZM238 188V189H239ZM245 188V187H244ZM30 189V188H29ZM29 189H28V191H29ZM34 189V190H35ZM241 189V188H240ZM25 190V191H26ZM37 190H38V187H37ZM36 190V192H38ZM63 190V189H62ZM61 190V192L59 193V194H56V197H55V201H53V203H55L57 206L58 205H60V204H63V203H65L64 202V200H65V198H66V195L68 196V198H72L75 194L74 193H71L70 191H67V190H69V188L66 190H63L62 191ZM233 190H232V192H233ZM243 190H245V189H243ZM10 191V190H9ZM23 191V190H22ZM27 191V192H28ZM225 193H224V192ZM236 191V190H235ZM238 191V190H237ZM246 191H244L245 193H246ZM12 192V191H11ZM17 192V191H16ZM67 192H69V193H67ZM238 192H240V191H238ZM242 192V191H241ZM223 193V194H222ZM230 193V192H229ZM235 193V192H234ZM13 194H15V193H13ZM205 194V195H206ZM217 194V193H216ZM218 194H219V192H218ZM240 193H237V195H239ZM243 194V193H242ZM54 195V194H53ZM99 195V194H98ZM236 195V196H237ZM12 196V195H11ZM114 196V195H113ZM207 196V195H206ZM219 196V197H220ZM234 196H235V194H234ZM234 196H233V199H234ZM235 196V197H236ZM29 197V196H28ZM27 197V198H28ZM210 197L212 198L211 200H210ZM13 198H14V196H13ZM24 198H25V196H24ZM26 198V200H28ZM99 198V197H98ZM217 198V197H216ZM232 198V197H231ZM239 198V197H238ZM20 199V198H19ZM91 199V198H90ZM241 199V198H240ZM12 200V199H11ZM92 200V199H91ZM95 200V199H94ZM211 201V202H209L208 203V201ZM218 200H219V198H218ZM218 200H216V201H218ZM235 200V199H234ZM236 200H238L237 198H236ZM242 200V199H241ZM241 200H238L239 202L241 201ZM50 202H51V200H49ZM233 203H236V201H233V200H231ZM42 203V202H41ZM74 203V202H73ZM215 203V202H214ZM231 203V202H230ZM2 204V205H3ZM45 204V203H44ZM52 204V203H51ZM82 204H84V203H82ZM218 204V203H217ZM238 204V203H237ZM1 205V206H2ZM28 205V204H27ZM41 205V204H40ZM42 205H43V203H42ZM74 205V204H73ZM81 205V204H80ZM214 205V204H213ZM219 205V204H218ZM9 206V205H8ZM21 206V205H20ZM49 206V205H48ZM53 206V205H52ZM66 206V205H65ZM70 206V205H69ZM221 206H218L219 208V211H221V209H220V207ZM232 206V205H231ZM247 206V207H246ZM2 207H5V205H3ZM67 208H68V206H66ZM71 207V206H70ZM36 208H38V207H36ZM222 208V207H221ZM228 208V207H227ZM226 208V209H227ZM240 208H239V210H240ZM261 208V209H260ZM0 209H1V207H0ZM23 209V208H22ZM27 209V208H26ZM35 209V208H34ZM71 209L74 211V210H76V208H72L71 207ZM205 209V208H204ZM203 209V210H204ZM213 209V208H212ZM224 209H225V207H224ZM225 209V210H226ZM5 210H7L6 208H5ZM16 210V209H15ZM37 210V209H36ZM68 210H69V208H68ZM78 210V209H77ZM202 210V211H203ZM223 210V209H222ZM11 211V210H10ZM23 211H24V209H23ZM95 211V210H94ZM208 211V210H207ZM213 211V210H212ZM229 211V210H228ZM32 212V211H31ZM68 212V211H67ZM77 212V211H76ZM79 212V211H78ZM100 212V211H99ZM225 212V211H224ZM226 212H227V210H226ZM263 213H264V209H263V211H262ZM29 213H30V210H29ZM104 213V212H103ZM200 213V212H199ZM1 214L3 215L4 213H2L1 212ZM0 214V215H1ZM201 214H202V212H201ZM204 214V213H203ZM221 214H222V211H221ZM29 215V214H28ZM71 216V215H70ZM89 216V215H88ZM25 217V216H24ZM29 217V216H28ZM242 218V221H243V223L244 224H246V226L248 227V230L246 231V232H244L245 230L243 229L244 227H246V226H240V227H243V228H241V230L243 231V232H239V233H243L242 235H240V237L237 235V230H238V228H239V224H241V225H243L242 223H240V221H239V223H238V221H237V218ZM1 218H2V216H1ZM197 218H199V217H197ZM82 219V218H81ZM195 220H197V222H196V224H195ZM241 221V222H242ZM194 222V223H193ZM6 223V222H5ZM28 223V222H27ZM190 223V224H191ZM214 223V222H213ZM194 225V226H193ZM207 225V224H206ZM209 225H210V223H209ZM190 226V225H189ZM199 226H201V225H199ZM27 227V226H26ZM201 227H203V226H201ZM209 227V226H208ZM28 228V227H27ZM197 229H199V227L197 228ZM197 229H195L196 231H197ZM239 230H240V228H239ZM238 230V231H239ZM191 231V230H190ZM169 232V231H168ZM171 232V231H170ZM194 232V231H193ZM202 232H203V230H202ZM166 233V232H165ZM238 233V234H239ZM25 234V233H24ZM188 234V233H187ZM190 234V233H189ZM194 234V233H193ZM22 235V234H21ZM190 235V236H191ZM149 236H151V234L149 235V233H148V239H150L149 238ZM182 236V235H181ZM185 236V235H184ZM196 236V235H195ZM20 237H22V236H18V238H20ZM161 237L162 236H160V235H156L154 238L155 239H153L154 241L156 240L157 242L159 241V240H162L161 239ZM172 237V236H171ZM171 237H170V239H171ZM186 237V236H185ZM163 238V237H162ZM237 238H235V239H237ZM22 239V238H21ZM198 239H203V240H201V241H199ZM234 239V240H235ZM19 240V239H18ZM179 240V239H178ZM177 240V241H178ZM188 240V241H189ZM147 241V240H146ZM146 241L144 242V243H146ZM150 241V240H149ZM174 241V240H173ZM175 241H176V239H175ZM203 241V242H202ZM237 241H235V242H237ZM180 242V241H179ZM182 242V241H181ZM234 242V243H235ZM237 242V243H238ZM18 243V242H17ZM22 243V242H21ZM109 243V242H108ZM156 243V242H155ZM163 242H161V244H162ZM173 243V242H172ZM177 243V242H176ZM184 243V242H183ZM61 244V243H60ZM165 244H167V243H165ZM165 244L163 243L162 244V246L163 247H161V249H163V250H166V248H165ZM187 244H189L188 242H187ZM226 244H230V245H226ZM240 244H237L238 246H240ZM146 246H145V251H147V250H149L148 248L150 247V245L151 244H149V243H147V244H145ZM155 245H158V243L157 244H155ZM154 245V246H155ZM170 245V244H169ZM57 246V245H56ZM160 245H158V247H159ZM192 247V251H189V247ZM53 247H55V246H53ZM166 247H168V246H166ZM234 247V246H233ZM65 248V247H64ZM160 248V247H159ZM170 248V247H169ZM236 248V247H235ZM63 249V248H62ZM233 249V248H232ZM173 250V249H172ZM234 250V249H233ZM233 250H232V252H233ZM62 251V250H61ZM145 251H144V253H145ZM168 251V250H167ZM187 251H189V252H187ZM149 252V251H148ZM231 252V251H230ZM61 253V252H60ZM151 253V252H150ZM161 253V252H160ZM233 253H235V250H234V252ZM29 254V253H28ZM152 254H153V252L151 253V256H152ZM161 254H163V253H161ZM180 254V253H179ZM228 254V253H227ZM230 254V253H229ZM237 254V253H236ZM154 255V254H153ZM238 255H233V257H234V259H232V260H236L235 258H237V256ZM28 256V255H27ZM149 257V255H148V253L145 255V258H147V257ZM162 256V255H161ZM241 256H239V257H241ZM62 257V256H61ZM180 257V256H179ZM257 257V256H256ZM255 257V258H256ZM59 258V257H58ZM154 258V257H153ZM153 258H151L150 257V261H151V259L153 260ZM34 259V258H33ZM164 259V258H163ZM175 259V258H174ZM227 259H229V258H227ZM147 260V259H146ZM155 260H156V258H155ZM204 260V259H203ZM166 261V260H165ZM145 262V261H144ZM154 262V261H153ZM158 262H162L161 260L160 261H157V263L156 264H158ZM169 262V261H168ZM164 263V262H163ZM211 263V264H212ZM152 264V263H151ZM161 264V263H160ZM218 264V263H217Z\"/></svg>",
	"mask_w": 264,
	"mask_h": 264
}]
</instances>
